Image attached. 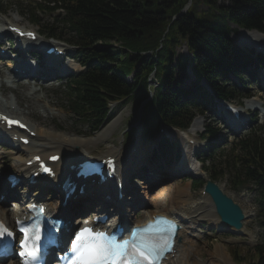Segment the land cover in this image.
Here are the masks:
<instances>
[{"label":"trees","instance_id":"16d2710c","mask_svg":"<svg viewBox=\"0 0 264 264\" xmlns=\"http://www.w3.org/2000/svg\"><path fill=\"white\" fill-rule=\"evenodd\" d=\"M187 4V11L178 14ZM200 4L205 9H199ZM23 8L40 32L78 46L84 70L70 77L65 106L91 134L112 116L111 103L119 102V107L135 98L139 106L150 93L142 108V137L150 138L161 124L184 130L195 115L214 110L217 100L245 96L246 79L257 67L264 68L261 54L231 40L236 31L231 25L264 34V0H42L27 1ZM58 8L63 13L53 22L38 15ZM182 45L188 55L176 52ZM174 66L182 71L189 67L193 79L182 84ZM150 77L158 82L154 92ZM199 136L207 150L198 157L203 162L210 159V177L215 179L221 174L212 158L222 155L219 129L209 121ZM237 149L229 158L231 183L235 188L245 182L255 187L263 233L251 254L234 249L231 253L237 262L264 264V140L249 133L240 138ZM155 152L165 159L179 154L166 139ZM202 185L203 180L195 179L192 188Z\"/></svg>","mask_w":264,"mask_h":264},{"label":"rangeland","instance_id":"374dc122","mask_svg":"<svg viewBox=\"0 0 264 264\" xmlns=\"http://www.w3.org/2000/svg\"><path fill=\"white\" fill-rule=\"evenodd\" d=\"M21 1L22 4L20 3V0H0V5H1L0 20L11 21L12 18H18L19 19L17 21L18 24L23 25L26 28L36 30L35 27H33L28 23L27 11L25 10V8H23V5L27 4V1L29 0H21ZM199 9H205V7L202 4H200ZM60 11L61 10L55 11L50 15L49 12L47 11L45 13H41V17L46 19L43 20L44 22L47 20L51 21L55 18L53 15L55 14L58 15L59 13H62ZM231 27L236 29V31L231 35V40L234 42V44L239 45L240 47H243L245 49H253L255 53H257L258 49L256 48L255 43H259V44L262 43V42H258L257 40L260 39L264 40V36H262L261 34L249 33L250 30L248 31L241 30L240 28H237L236 26L233 25H231ZM64 31L66 32L67 30L64 29ZM246 35L247 36L250 35L251 38L253 37L255 40L252 41H254L255 43L254 42L251 43L250 40L246 42L247 41ZM44 40L47 39L44 38V36L41 35V33H39V44H41ZM49 40L47 41L50 43H61L65 46L66 49L71 50L70 47L71 45L69 44V42L65 40L64 41H57L54 39H49ZM176 52L188 55V52L186 51L184 45H182L181 47H177ZM70 61L72 60L71 58L68 57L66 60H64L63 65H65L67 62ZM7 66L12 67L11 65H4L3 63H0V100L2 102H6L7 110L8 108H10L9 107L10 103L14 102L12 103V106L15 107L16 110L14 111L13 114L17 116H21L20 118H23L25 121H27V123L31 125L32 128L37 130L39 129L41 131H47L50 129H54L55 131H58L60 133H67L68 135L74 134L72 136L79 135L86 138L94 137L96 139H99L97 141H93L90 144L87 143L88 145H86L85 147L82 148L74 147L71 151L64 152V154L70 152L69 155L67 153L68 158L71 159L73 156L74 157L79 156L80 158L81 155L84 153V151H87V153L89 152L88 157L89 156L98 157L110 149L113 150L115 148H120V147H123L122 150L127 153L136 151L133 157H131V159L129 160L130 171L133 173L127 176L126 185H125L128 190L126 194L128 195L127 197L129 198V199L127 198L126 202L133 206L134 214L136 212L140 213L141 210L143 209L144 210L157 209L159 204H161L163 200L165 199L168 200L170 198L175 197L174 195L176 193L177 188L186 189V192H188L192 197V199L189 200L190 206L185 211L186 214L188 213L191 214L193 212L192 209L196 208L198 204L197 203L195 205L196 202L203 201L204 197L200 194V191L202 190L203 187L197 191H193L190 188V180H187L188 177L187 171H185V173L184 172L182 173L181 171L179 172L177 171L180 162L183 160V157L181 158V161L178 160L176 163L166 164V162L161 157H157V159L154 158L156 154H153L149 148L150 144L156 145L160 142V139L162 137H165L172 142L177 141L179 150L180 152L181 150H183L182 153L184 155L185 149L184 148L182 149L180 139L176 137L177 133L171 132L169 134V131H173L172 128L169 129L165 127L164 134H159L157 130L156 135L153 133L155 136L152 137L153 135L152 134L151 138L148 141H143L142 138L140 141L139 132L141 130V126H140L141 122L139 121L141 119L138 120V108L140 105L139 106L136 105L135 98H130L129 100H127L126 103L121 104L119 107H118L119 102L111 105V107L113 106V111L117 110V113L114 114L113 117L110 115L107 118L105 125L108 124L118 114H122L121 115L122 117L119 123L117 124V126L104 139L97 138L96 136V134L101 129H99V131L95 134L84 136L82 134L86 132L85 124L71 121L70 119L72 118H70L68 112L66 111L65 103L63 102L66 96L65 93L66 88L64 89L62 88V84H60V80H59L60 78H57V77H61V74H59L56 69L48 68L49 72L41 71L40 73L34 76L35 78L34 80H28L27 78H25L26 76H24L23 78L17 77L11 71L12 69L8 68ZM59 68L63 70L64 66H60ZM174 68H175L176 79L179 80L182 84L187 85L193 77L189 70V67H186L185 70L183 71L180 70L177 66L176 67L174 66ZM78 70H80L79 66L73 69L74 72H77ZM255 73H256L255 76H257L258 81L253 80L252 82H250L249 91L254 96L253 98L257 100V102H256V107L250 108L249 111L259 112V121H258L259 124V123H264V112H262L261 110V108L264 105V70H257ZM9 75L11 77L15 75L17 79L13 77V80L11 82L9 79H7ZM128 80H131L130 76ZM149 81H150L149 88L152 90V92H154L158 82L153 77H150ZM63 84H65L64 81ZM31 91H35V93L31 95L33 97L34 103L30 101L29 97L28 98L26 97L27 94L30 95L29 92ZM247 104L248 102L245 103V105ZM27 105H31L32 107L28 109ZM219 105L216 106L218 112L213 113L212 111H209L207 112L206 117H204V119L205 118L209 119L212 124L220 127L221 129L220 132L222 135L221 136L222 140L220 141V143H223L225 138L227 140L226 145L222 146V148L224 149V150L222 149L223 150L222 155L224 156H222L221 158L216 156L214 158V161L216 162V165H218V168H220L223 171V176L218 178L216 182L219 184L221 189L241 207L245 219H243L242 221L243 226L241 229V234H233L232 232L225 231L222 227L218 229L217 225L219 224L216 225L215 223H211L210 219H208V216L205 218H198L195 217L194 215L190 218L188 215L187 219L189 222H191L190 225L192 226L191 238L194 240L195 245L197 247L196 255H198V257H201L205 262V264H216V262H218L215 260L214 257H212V255L216 256L215 254H212L213 253L212 251L214 250V247L217 244L224 243V246L226 247V252H228L227 251L228 246H230L231 244H238L239 246L236 248V251L238 253L248 252L251 254L252 250L250 249L256 243L255 240H257L256 239L257 233H260V229L259 227H257V223H256L257 221L256 208H255L256 193L254 189L252 188L251 185H246L243 188L233 189L230 184L232 174H231V165L229 158L233 157V155H237V152L232 151L234 148L235 140H234V135L230 134L229 130L232 129L231 126H233V131H234V128L238 126L235 123L234 124L230 123V121L226 118L224 119V121H227L225 124L221 122V119L219 118L220 115L218 114L219 113L218 108H220ZM243 110L244 113L241 117V121L243 122V124L240 131L236 132V134H238L239 136L246 135L249 129L250 128L253 129V127L255 126V125L251 126L249 122L247 124L248 121L247 112L245 109ZM201 122L203 126L204 122L203 121ZM202 126L199 129V131L196 132L195 135H190V137L195 136L196 142L199 143L198 148L203 147V145L201 144L202 141L198 137V134L202 131L203 128ZM135 130L137 133L135 134L134 137H131L132 134L135 132ZM189 130L192 129H190L189 127ZM187 132L194 134V132L191 131H187ZM181 139L185 141V138H181ZM135 141H137V143ZM138 148H140L141 150H139ZM123 151L122 154H124ZM145 152L148 154V156L146 154L144 155ZM11 153H13V151L9 145H4L3 143H0V180L3 179L7 171L15 170L13 166L15 162L12 159ZM223 161H226V163L224 164ZM209 162L210 161L206 162L205 164L206 167L207 165L210 166ZM145 164H149L150 165L149 167L151 169H155L158 171L155 172V174L150 175L149 178H147L149 183H151V185L144 193L145 188L142 187L144 185L143 181L139 179L135 181L133 179L131 180V178L140 175V173L142 172V168ZM166 182H168L167 185H162V187H160V188H164V191L162 192L163 193L162 196L160 198H153V196L160 190V188L155 189L156 186L159 184H164ZM168 185L170 186V189L165 190L167 189L165 187ZM46 189L41 190L39 195L42 196L43 198H48V200H51L54 203H58V205L59 203L60 204L62 203L63 200H61L59 197L58 189H56L55 187L54 189L49 187L48 188L49 190L55 191V192L52 191L50 194L46 192ZM24 192H26L25 188L21 189L18 187L16 189V192H14L11 195V200L14 201L16 200L19 202L20 201L19 196L21 193ZM157 195L158 194H156L154 197H158ZM185 195L186 193L183 194V198H185L184 197ZM92 196L97 197L98 193L93 194ZM75 199L76 197L72 201H74ZM85 199L86 198L80 200H83L85 203ZM78 201L79 199L76 201V203H74L75 206L78 203ZM94 202L95 199L92 202H90L91 207H88L86 209L87 211H82V213L88 214V212L94 211L96 205L94 204ZM166 203H168V201H166ZM12 204L13 203L7 201L2 203L0 206L6 210L7 214L12 215L13 211L10 209V206L12 207ZM7 206H9V209ZM139 209L140 212L138 211ZM79 213L80 212H77L76 215L71 218V220L69 219V224L72 225L77 224V222L75 223L74 219L76 218V216H78L77 214ZM211 215L213 216L211 219L213 218L215 219L216 214L214 213L213 210ZM87 218H89V215L87 216ZM8 261L6 262L7 264ZM218 264H220V262H218Z\"/></svg>","mask_w":264,"mask_h":264},{"label":"bare ground","instance_id":"6f19581e","mask_svg":"<svg viewBox=\"0 0 264 264\" xmlns=\"http://www.w3.org/2000/svg\"><path fill=\"white\" fill-rule=\"evenodd\" d=\"M15 19V18H12ZM13 21V20H11ZM11 21L8 20H4L1 21L0 20V28L4 29L8 22L12 23ZM16 21V20H14ZM247 31V30H246ZM249 33H255V34H259L256 31H249ZM247 37V41L249 40L251 41V43H253L255 40L253 37L251 38L250 35H246ZM263 38V37H262ZM263 39L257 40L258 42H262V43H255L256 46H263L264 47V40ZM245 41V40H244ZM243 41V42H244ZM248 44V43H247ZM264 51V48H263ZM70 67V68H69ZM76 67V65H74L73 63H70L67 65V69H71ZM67 69H60V71H64L67 72ZM35 72H39L37 69L35 70H31V71H24L22 70L21 73L23 74H29V76H27L26 78L32 77L34 76L33 74ZM35 91H31L29 92L30 95H26V97L30 99L31 102H33V97L31 96L32 94H34ZM31 96V97H30ZM6 100V99H5ZM14 102H11L10 104H12ZM34 103V102H33ZM256 104V103H255ZM254 105V103H251V106ZM10 106V105H9ZM28 109L31 108V105H27ZM0 110H2L5 113H9V114H13L14 111L11 110L10 108H6V105L2 103V101L0 100ZM21 113V112H19ZM122 114H118L116 117H114L108 124H106L103 128H101V130L96 134L97 138L100 139H104L106 136H108V134L117 126V124L119 123V121L121 120V116ZM16 117V116H15ZM202 117L200 116H196L191 124H190V129L189 127L188 129L185 131V134L183 133H179L178 131H170V132H174L177 133L178 137L181 138H185V141L189 138V134L191 135H195L197 131H199V129L202 126ZM143 123V122H142ZM198 129V130H197ZM36 132V137L31 138V143L28 145H26V147H22L18 146V145H13L12 147L14 148L13 153H11L12 159L15 162L14 164V168L16 169L15 173H17L18 175H21L20 170L23 169H28V168H33L35 164L32 165H26L25 161L27 159H29V157H31L32 155H41L43 159H45L47 156L55 154V153H60L61 160L58 161V163L56 164L55 168L57 169V181L62 180L63 175L61 176V173H63L62 171L64 170V167H66L68 164H72V163H76L78 161H82L85 159H90V158H95V157H88V153L87 151H84V153L81 155V157H72L70 160V158H68V155L70 154V152H67L66 154H64V152L66 151H71L74 147H85L86 145H88L87 143H92L93 141H97L99 139H96L94 137H83V136H79V135H68L67 133H60L58 131H55L54 129H50L47 131H41V130H37V129H33ZM196 130V131H195ZM187 131H191L194 132V134L192 133H188ZM10 133V132H8ZM3 135L5 137H7L6 133H3ZM78 136V137H77ZM187 138H186V137ZM191 139H193L195 141V144H197L196 140L194 137H191ZM184 140L181 139L182 142V149L184 148V155L182 153V157L183 160L180 162L179 166L184 167L185 169H188L189 171L192 172L193 175H198L203 173L202 171L199 170V165L197 162H195L194 157L192 156V152H191V144L188 145L185 143ZM187 142V141H186ZM3 144L6 145H10L8 144V142H4ZM123 147L120 148H115V149H110L108 151H106L104 154H101L100 156H98L96 159L101 158V157H105L107 155H113L116 157L117 159V166H118V170L120 173H122L123 177L124 174H127V171L130 169V165L127 164V162H125V158L127 156V152H124L122 150ZM84 149V148H83ZM76 150V149H75ZM74 151V150H73ZM122 151L124 152V154H122ZM183 151V150H182ZM141 152V151H140ZM148 154L145 152L144 155ZM145 156V157H147ZM181 157V158H182ZM143 162V159H142ZM128 168V169H127ZM57 181L53 182L52 184H56ZM82 183V182H81ZM41 184H49L47 182L41 181V183H35V187L39 188L40 190L46 189L45 185H41ZM167 185V184H166ZM103 191L101 192V195H105V194H109L112 196V201L113 204L112 206H114V209L111 211V215L108 219L109 223H115V221H117L118 219H122L124 223L128 224H142L144 223L147 219H150V217L154 214H164L167 215L168 217H170L172 214L175 215V217H179L180 219V225L182 227V230H180L177 233V237L178 240H176V245H175V253L174 254H169L167 255V259L164 260L163 264H205V262L203 261V259L201 257H198L197 254V247L195 245L194 240L189 237V235L187 234L188 232H192L191 230V225L188 221V215L191 218L192 216L195 215V217L198 218H205L207 216H209V218H212L213 216L210 215L212 213L213 207H212V203L210 202V200L208 198H206L204 196V202L205 205H202V202H196L195 205L197 204L196 208H193V212L191 214H186V209L183 208L184 204L186 202H188L189 200L192 199V197L190 196V194L188 192H186V189H179L177 188L176 193H175V197L174 198H170V199H165L163 200V202L161 204H159L157 209L154 210H138L140 212V214H134L133 212V206L130 204H127L126 202L124 203L125 207L121 208V204L119 202H117L116 198V194L117 191L115 190V192L113 191V189L115 188L114 184L112 182H109L107 184H105L103 186ZM143 188H146V186H142ZM162 187V186H161ZM149 188V186L147 187ZM165 190L170 189V186H166ZM48 191H50L49 189H46ZM147 189H144V193L146 192ZM161 190V191H160ZM159 193L157 192L156 194H158L157 198H160L162 196V192L164 191V188H160ZM77 191V189H76ZM75 191V192H76ZM125 192V191H124ZM169 192V191H167ZM186 193L187 194V198H183V194ZM155 194V195H156ZM154 195V196H155ZM170 197V196H169ZM85 199V203L83 200L80 199ZM156 198V197H153ZM60 199H63V197H60ZM79 199L78 203H76V201ZM96 199L100 200V197L98 198H94L90 195L89 192L84 191V193L82 194H78L76 200H74L73 202H68V206L64 207V208H60L59 205L53 203L52 201L49 200H45L46 201V205L48 207V211L52 214H57L61 217H63L66 221L69 218H72L76 215L77 212H81V210H86L88 207L90 206V202H92L93 200ZM129 199V198H128ZM166 201H168V203H166ZM14 204L12 205V207H10V209L14 212L12 214L16 215L19 214L21 215V204L20 202H15L12 201ZM2 202H0L1 205ZM20 204V205H19ZM203 206V207H201ZM71 207V208H70ZM70 208V210H69ZM83 208V209H81ZM103 209V212L106 213V209H104V207L102 205H97L94 209V211H98L100 209ZM78 210V211H77ZM6 210L4 208H2L0 206V219H3L4 221H6L9 225H12L13 222V218L10 220V216L7 215V213L5 212ZM94 213H91L90 215H92ZM83 219L87 220V215L80 218V217H76L74 219L75 223L78 221H83V224H88V221H85ZM217 224L221 225V223L217 222ZM127 227L124 226V230H126ZM68 250V249H67ZM212 254H215L219 259H220V264H235L232 262V260L230 259L229 255L226 252V247L223 244H217L214 247V250L212 251ZM17 260H11L8 264H16ZM211 263V262H210ZM2 264V263H0ZM55 264V263H53ZM216 264H218V262H216Z\"/></svg>","mask_w":264,"mask_h":264},{"label":"snow or ice","instance_id":"6c2138e0","mask_svg":"<svg viewBox=\"0 0 264 264\" xmlns=\"http://www.w3.org/2000/svg\"><path fill=\"white\" fill-rule=\"evenodd\" d=\"M17 226L25 236L21 241V255L27 258L25 264H31L38 259L40 239L38 226L24 225L21 221H17ZM4 236L12 237L13 234L0 222V237ZM72 252L74 255L70 264H135L137 258H147L140 248L129 241H116L114 237L93 232L90 228H83L77 233L72 241Z\"/></svg>","mask_w":264,"mask_h":264},{"label":"water","instance_id":"95a60500","mask_svg":"<svg viewBox=\"0 0 264 264\" xmlns=\"http://www.w3.org/2000/svg\"><path fill=\"white\" fill-rule=\"evenodd\" d=\"M187 8L188 5H186L178 14L185 13ZM145 102L146 100L140 103L138 109V120L141 118V109ZM205 190L210 195L215 211L220 216L221 220L229 226L239 228L241 226L240 220L243 217L239 206L235 204L230 197L223 194L216 184L210 181H207Z\"/></svg>","mask_w":264,"mask_h":264}]
</instances>
